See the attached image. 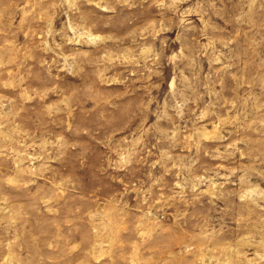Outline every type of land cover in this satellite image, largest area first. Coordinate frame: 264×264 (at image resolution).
<instances>
[{"label":"rangeland","instance_id":"rangeland-1","mask_svg":"<svg viewBox=\"0 0 264 264\" xmlns=\"http://www.w3.org/2000/svg\"><path fill=\"white\" fill-rule=\"evenodd\" d=\"M0 264H264V0H0Z\"/></svg>","mask_w":264,"mask_h":264}]
</instances>
